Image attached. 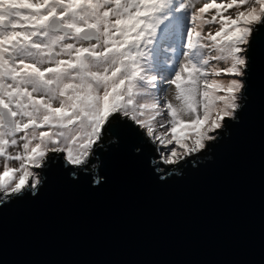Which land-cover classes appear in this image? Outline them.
<instances>
[{
    "label": "snow or ice",
    "instance_id": "1",
    "mask_svg": "<svg viewBox=\"0 0 264 264\" xmlns=\"http://www.w3.org/2000/svg\"><path fill=\"white\" fill-rule=\"evenodd\" d=\"M258 66L264 0H0V208L54 171L92 186L98 152L151 159L161 183L198 169Z\"/></svg>",
    "mask_w": 264,
    "mask_h": 264
},
{
    "label": "water",
    "instance_id": "2",
    "mask_svg": "<svg viewBox=\"0 0 264 264\" xmlns=\"http://www.w3.org/2000/svg\"><path fill=\"white\" fill-rule=\"evenodd\" d=\"M248 96L231 138L181 178L159 182L127 149L97 153L92 186L54 171L0 208V264H264V68Z\"/></svg>",
    "mask_w": 264,
    "mask_h": 264
},
{
    "label": "rangeland",
    "instance_id": "3",
    "mask_svg": "<svg viewBox=\"0 0 264 264\" xmlns=\"http://www.w3.org/2000/svg\"><path fill=\"white\" fill-rule=\"evenodd\" d=\"M206 28L207 29H212V30H214L215 29V25H208V26H206ZM174 95H175V93H174V86L172 87V88H170L169 90H168V92L166 93V96H167V98L169 99V100H173V102H175L174 101ZM14 151V150H13ZM157 159H158V157H156ZM0 166H2V164H0ZM13 166H18V165H16V164H14Z\"/></svg>",
    "mask_w": 264,
    "mask_h": 264
}]
</instances>
